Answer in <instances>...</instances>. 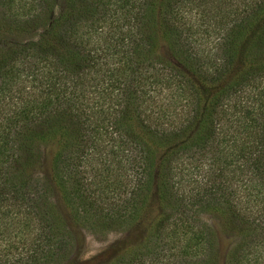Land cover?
<instances>
[{
  "label": "trees",
  "instance_id": "trees-1",
  "mask_svg": "<svg viewBox=\"0 0 264 264\" xmlns=\"http://www.w3.org/2000/svg\"><path fill=\"white\" fill-rule=\"evenodd\" d=\"M0 11V225L21 226L14 210L38 231L14 264H63L72 246L54 203L33 196L42 145L82 228H126L154 202L174 211L159 245L107 264H215L194 212L264 234V0H0ZM178 229L203 253L165 241ZM258 245L230 264H263Z\"/></svg>",
  "mask_w": 264,
  "mask_h": 264
},
{
  "label": "rangeland",
  "instance_id": "rangeland-1",
  "mask_svg": "<svg viewBox=\"0 0 264 264\" xmlns=\"http://www.w3.org/2000/svg\"><path fill=\"white\" fill-rule=\"evenodd\" d=\"M53 151L54 147L51 145L41 146V165L30 171V177L40 181V188L37 190L39 194H33V196H40V198L54 203L64 221L65 228L70 233L72 246L63 264H107L109 260L114 258L125 248L129 247L128 256L133 257L139 252L144 251V247L148 246L152 249L155 247L153 244L156 243L159 245L161 243L160 239L163 236L157 231L159 229L158 223H161L165 216L173 218L175 213L168 207L157 205L155 202L147 207L141 219L136 220L137 222L133 224H129L126 228L118 224H110L109 228H100V230L92 232V230L84 229L75 224L68 210L61 202L58 192L51 180V159ZM193 185L197 186L196 184ZM232 185L233 188L237 187V183H232ZM234 194V201L241 199V197L239 198L240 195L238 192ZM10 212L16 215V218H14L15 220L11 221L13 223L15 221L17 225L21 224V226L18 227V230V228L13 229L11 226L6 228L0 225V260L5 259L8 264H14L29 259L31 256L30 253H33L32 246L34 244L32 243L38 242V239H33L36 238V233L38 231L35 219H28L29 223L26 222L27 219H24L22 214L14 210ZM190 215H193V218L196 220L194 224L197 227H206L207 230L213 233L212 239L210 240L213 242V250L217 257L215 264H230L232 260L231 255L239 249L243 250L247 244L249 245L251 239L257 240L259 243L257 247L258 251L256 250L257 252L253 253L255 257L256 254L260 255L264 264V234L258 227H256L255 232L260 236L254 238L248 235H242V232L238 231L239 228L235 227V225L240 224L242 227H246L247 222H242L243 220L241 221V219L235 215L229 216L231 219L228 226H225V219H222L218 215L209 213L195 214V212L190 213ZM247 215L250 218L257 216L256 209L253 208L252 212ZM168 228L170 229L171 226L169 225ZM246 231L250 232L251 230L246 229L245 232ZM188 239H191L192 242L188 241ZM195 240L196 239L192 238L191 234L181 229L176 230L175 233L168 232L165 238V241H173V245H175L176 248H179L181 251L184 250V253L191 257L203 253L201 249H195L193 245ZM176 252H179L178 249Z\"/></svg>",
  "mask_w": 264,
  "mask_h": 264
}]
</instances>
